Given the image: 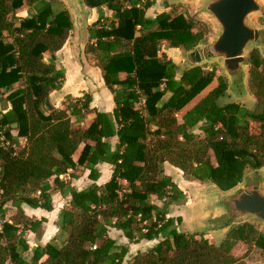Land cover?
Instances as JSON below:
<instances>
[{
	"label": "trees",
	"instance_id": "trees-1",
	"mask_svg": "<svg viewBox=\"0 0 264 264\" xmlns=\"http://www.w3.org/2000/svg\"><path fill=\"white\" fill-rule=\"evenodd\" d=\"M44 1L0 0V90L11 104L9 111L0 110V216L5 220L0 264H122L129 248L117 245L110 228L121 230L130 243L162 238L129 264H247L254 248L264 251V233L247 221L233 226L219 245L206 235L178 231L183 218L168 215L186 195L164 169L168 162L190 179L210 180L228 191L247 169L264 167L259 51L250 55L248 78L256 109L223 104L227 81L215 70L180 69L162 51L164 44L187 51L205 37L187 11L165 5L167 10L149 18L156 0H84L90 8L113 12L109 20L100 14L88 26L85 56L102 70L115 107L112 112L92 108V96L85 93L57 108L47 100L64 86L66 69L53 55L71 35L70 14L48 1L17 23L23 6ZM215 78L217 86L180 116ZM197 126L201 134L193 132ZM101 163L113 166L104 184L97 183ZM78 169L89 170L92 181L82 190L60 178L74 177ZM57 190H68L69 196L59 223L64 243L32 249L25 233H38L47 219L26 216L21 205L52 210ZM8 203L16 208L10 217Z\"/></svg>",
	"mask_w": 264,
	"mask_h": 264
},
{
	"label": "water",
	"instance_id": "water-1",
	"mask_svg": "<svg viewBox=\"0 0 264 264\" xmlns=\"http://www.w3.org/2000/svg\"><path fill=\"white\" fill-rule=\"evenodd\" d=\"M63 1L73 29L79 34L86 30L88 34L90 9L84 0ZM184 1L190 0H169L167 5ZM201 11L216 23L218 33L213 40L208 41L204 37L192 49L183 51L181 67L191 69L202 67L205 63H219L228 78L224 95L233 92L232 100L227 103L244 104V98L252 96L248 85V52L259 48L262 54L264 49V27L254 24L252 16H264V3L261 0H202ZM53 58L56 56L53 55ZM47 105L52 106L49 100ZM12 127L16 128L17 123H13ZM263 170H254L252 175L247 174L246 170L240 183L228 191L221 190L210 180L203 182L209 184L211 189L203 194L199 205L209 211V215L206 219L195 218L199 226L202 224V228L194 233L218 235L220 239L215 244L219 245L229 230L239 223L237 221L246 217L251 218L247 222L260 223V231L264 233ZM194 206L197 208L198 205Z\"/></svg>",
	"mask_w": 264,
	"mask_h": 264
},
{
	"label": "rangeland",
	"instance_id": "rangeland-1",
	"mask_svg": "<svg viewBox=\"0 0 264 264\" xmlns=\"http://www.w3.org/2000/svg\"><path fill=\"white\" fill-rule=\"evenodd\" d=\"M48 1L51 3L52 7L57 10L67 7L63 0H47V1H44V3L38 4L36 6L32 5L31 7L28 5H25L21 8V10L17 12V18H18L17 23L20 21L21 18H25V17H28L29 15L36 13L37 9L40 8L42 5H46ZM261 1L264 3V0H261ZM167 2H169V0H156L155 6L152 7L150 12L148 13L149 17L151 16L155 17V15L158 12H161L163 9H165L164 6L167 5ZM201 3H202V0H190V1L172 3L171 7L179 6L182 10L187 11L189 16L199 24L198 26L201 27V29L205 30V38L208 41H211L216 37L218 33V26L210 17L203 14V12L201 11ZM89 9H90V16H91V19L89 20L90 24L94 20H96L100 16V14H103L104 17L107 18V20H109L113 16V12L107 9L106 7H103L101 11L98 10L97 8L89 7ZM252 22L258 26L264 27V16L261 14H256L252 16ZM68 41H67L68 43L66 44L65 48H63L61 53L58 54V52H56L55 56H56V59H58L63 65L65 64L66 67L65 66L64 67L66 71L69 70L71 79L70 81H68L67 90L62 88L61 90L57 92H53L55 94H53V97L51 100H49V103L53 105V102L54 100H56V97H59L61 99L63 98L62 100L63 102L67 99L73 98L71 96V93H72L71 88H75V87L77 91L73 93V95L74 94L83 95L85 93H89L86 91L90 87V89L98 90L97 92H99V95L103 98L102 93L99 91L101 89V85L99 84L96 75L92 76L93 77L92 80L94 83H91L92 85H89L88 87L85 81H88L89 79L87 80L86 78L82 77V75H79L77 72L78 68L83 67V66L86 67V65L88 64V62L86 61V56H85V51H86L87 42H88V34L86 30L83 31V33L79 34L75 29H73ZM256 50H258L259 53L261 54L259 48H257ZM251 52L252 51L248 52V57L250 56ZM262 52L263 53L261 55L264 57V49L262 50ZM49 55H50L49 52L45 54L44 58L46 61L48 60ZM249 67H248V70H249ZM203 68L205 71L215 70L217 75L219 74L221 77H223L228 82L227 80L228 78L219 63H215V62L205 63L203 64ZM180 69H183L181 67V64H180ZM22 84H23V81H21L20 83H17L15 86L18 87V86H21ZM215 86H217V78H215V80L212 81V83L209 86H207L196 98H194L184 109L181 110L180 112L181 115L185 113L194 103H196L200 98L206 95ZM232 93H233L232 91H229L227 95H223L221 98V103L225 104L229 102L230 100H232V97H233ZM252 96L249 95L248 97L247 95L244 98L245 99L243 101L244 104L242 103L240 104L244 108L251 110V111L255 110L257 106V100L254 96L253 97ZM5 99H6V94L4 95L2 91L0 90V110L1 111H2V108H3L2 106H3V102L5 101ZM92 117L93 115H89L88 119H91ZM13 132L16 133L15 130H13ZM193 132L196 134H201L202 130L200 129L199 126H197L196 128L193 129ZM109 141L114 147L115 146L114 138H111ZM260 169H264V167ZM247 171H248L247 174L252 175L254 170L247 169ZM263 174H264V170H263ZM99 181L101 180L99 179ZM177 183L181 185L183 188H185L187 192L186 197L184 199L170 206V210L172 214L175 215V217L180 215L183 218V223L178 227V231L184 232V233L197 232L199 229L202 228V224L200 223V226H199L195 218L200 217L202 219V217L205 218V217H208L209 215V211L203 208V206L201 207L199 205V200L203 196V194L207 192V190L211 189V187L209 186V184L206 185L203 182H199V181L186 182L184 178H182L180 182L177 181ZM263 189H264V183H263ZM186 203H189L188 207L186 206ZM24 204L25 203H23L22 205ZM194 205H198L197 208ZM6 211H7V217H10L16 213V208L11 203H8L6 206ZM248 219L251 220V218L246 217V218L239 219L237 223L247 221ZM254 225L259 230L261 229L260 223L255 222ZM45 230H46V225L43 223L38 233H34L30 231H27L25 233V238L29 242L32 249L38 245L44 246L48 243L47 242L46 244H44V242H42L40 239V237L44 234ZM112 236L116 238L117 243L121 241L119 239V236H117L115 233H112ZM206 237L213 243H216L218 239H220L218 235L212 236L208 234L206 235ZM64 240H65V236L63 232H59L57 240H53V243H55L58 246H61L64 243ZM157 240L160 241V238ZM126 241L127 242L124 245H126L129 248V252L127 256L125 257L122 264H129L131 262L132 257L135 254L143 253L147 251L148 249L153 247V245H155L154 243L158 242V241L148 242L146 240H141L137 243H130L127 238H126ZM117 245H122V244H117ZM25 255L27 256V258L30 259L32 255V251L30 250L26 252ZM245 261L247 262V264H264V251L260 248H254L251 254L245 259Z\"/></svg>",
	"mask_w": 264,
	"mask_h": 264
},
{
	"label": "crops",
	"instance_id": "crops-1",
	"mask_svg": "<svg viewBox=\"0 0 264 264\" xmlns=\"http://www.w3.org/2000/svg\"><path fill=\"white\" fill-rule=\"evenodd\" d=\"M150 10L151 9H149L146 13L147 17H149L148 13L150 12ZM163 10H167V9L165 8ZM153 17L154 16H151L149 18H153ZM90 19H91V16L89 17V20ZM89 20H88V26L90 25ZM68 42H66V44ZM66 44L63 46V48H65ZM63 48L58 51V54L61 53ZM162 51L165 52L167 54L168 58L172 59L180 68V64L182 62V53H183V51L181 49L173 48V47H170L168 44H164L162 46ZM86 61H87V58H86ZM63 66H65V64ZM77 72L79 75H82V77L86 78L87 80L89 79L88 81H85L86 84L88 85V87H89V85H92L91 83H94L92 80L93 79L92 76H94V75H96L98 82L101 85V89L99 91L102 93L103 98L99 95V92H97L98 90L90 89V87H89V89L86 91V92H89L92 96L91 107L96 108V109L101 110V111L112 112L114 107H115V102H114L113 94L110 92V90L105 85L102 70L99 67L92 66L88 63L86 65V67L83 66V67L78 68ZM70 79H71L70 72H69V70H67L65 83H64V86L62 87L63 89L67 90L68 81H70ZM71 90H72L71 91L72 97L82 96L80 94H77V95L74 94L73 95V93H75L77 91L76 87L71 88ZM53 92H57V91H52L50 93L49 100H51L53 97V94H55ZM169 95L170 94H167L164 99H167ZM62 100H63V98L61 99L59 97H56V100H54V102H53L54 107H57V108L61 107L62 103H63ZM196 103H194L189 109H191ZM2 107H3L2 111L7 112L11 109V104L5 100L3 102ZM185 113H183L182 115L180 113V116H183ZM114 142L116 144V142H117L116 137H114ZM76 158L77 157H75V159ZM98 169L100 171L99 179L101 181H99V179H98L97 183L98 184H104L105 182H107L111 178L112 172H113V166L108 164V163H101L98 165ZM164 169H165V173L172 178V180L184 192L185 195L187 194L186 189L183 188L181 185H179L177 183V181L180 182L181 179L184 178V180L186 182H196L195 180L184 176L183 172L179 168H176L175 166L169 164L168 162H166L164 164ZM73 173H74L73 174L74 177L73 176L71 177L70 174H66L65 176H61L60 178L65 179L66 181L70 182L71 186L73 188L78 189V190H82L92 183V181L88 178L89 170L83 171V170L78 169V170H74ZM50 181H51V183H53L52 180H50ZM67 192H68V190H66L65 192H62L60 190L54 191V193L52 195V205H53L52 210H46V209H43L40 207L33 208V207L29 206L28 204L21 205V208L24 211L26 216H28L30 218H34V219H41V218L47 219V221L44 222V224L46 225V230H45L44 234L40 237L41 241L44 242V244H46L47 242L48 243L53 242V240H57L58 234H59V232H61L60 225H59L60 214L65 209V207L68 205V202H69V196L67 195ZM186 206L188 207L189 203H186ZM168 216L175 217V215L172 214L171 210H170V213ZM178 216H180V215H178ZM112 233H115L117 236H119V239L121 240L117 244H122V245L126 244V242H127L126 237L123 235L121 230H118L116 228H110L109 229V232H108L109 236L116 240V238L112 236ZM161 239L162 238H160V240ZM156 241L159 242V240L148 241V242H156ZM116 242H117V240H116ZM157 243H154V244L156 245ZM155 245H153V247Z\"/></svg>",
	"mask_w": 264,
	"mask_h": 264
},
{
	"label": "built area",
	"instance_id": "built-area-1",
	"mask_svg": "<svg viewBox=\"0 0 264 264\" xmlns=\"http://www.w3.org/2000/svg\"><path fill=\"white\" fill-rule=\"evenodd\" d=\"M1 194H2V191L0 190V205H1ZM4 222H5V220L2 219L1 216H0V229L2 228V225H3ZM95 247L96 246H94L93 248H95Z\"/></svg>",
	"mask_w": 264,
	"mask_h": 264
}]
</instances>
